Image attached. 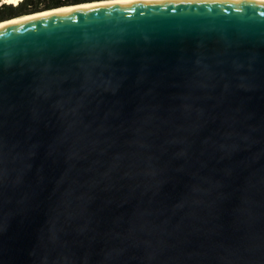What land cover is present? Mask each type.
Instances as JSON below:
<instances>
[{
    "label": "water",
    "instance_id": "water-1",
    "mask_svg": "<svg viewBox=\"0 0 264 264\" xmlns=\"http://www.w3.org/2000/svg\"><path fill=\"white\" fill-rule=\"evenodd\" d=\"M63 8L0 26V264H264V0Z\"/></svg>",
    "mask_w": 264,
    "mask_h": 264
},
{
    "label": "trees",
    "instance_id": "trees-1",
    "mask_svg": "<svg viewBox=\"0 0 264 264\" xmlns=\"http://www.w3.org/2000/svg\"><path fill=\"white\" fill-rule=\"evenodd\" d=\"M34 6L37 10H52L56 8H63L65 6L70 5H80L85 3H94L105 0H24L18 7L13 6H5L2 10H0V15L4 14H16L20 8L25 5L27 2ZM110 1V0H107Z\"/></svg>",
    "mask_w": 264,
    "mask_h": 264
},
{
    "label": "bare ground",
    "instance_id": "bare-ground-1",
    "mask_svg": "<svg viewBox=\"0 0 264 264\" xmlns=\"http://www.w3.org/2000/svg\"><path fill=\"white\" fill-rule=\"evenodd\" d=\"M24 0H2L1 3H0V8L3 7L4 5H13V7H18ZM133 0H114V1H110V2H100V3H94V4H85V5H80V6H69V7H66V8H63V9H58V10H54V11H50V12H47V13H41V14H38V15H33V16H30V17H36V16H40V15H46L48 13H51V12H55V11H64V10H67V9H79V8H83V7H86V6H93V5H97V4H102V3H114V2H131ZM25 17H28V16H24V17H20V18H17L15 20H11V21H7V22H4V23H1L0 26H3V25H6V24H12V23H15V22H19L21 21L22 19H24ZM29 18V17H28Z\"/></svg>",
    "mask_w": 264,
    "mask_h": 264
},
{
    "label": "flooded vegetation",
    "instance_id": "flooded-vegetation-1",
    "mask_svg": "<svg viewBox=\"0 0 264 264\" xmlns=\"http://www.w3.org/2000/svg\"><path fill=\"white\" fill-rule=\"evenodd\" d=\"M2 0H0V3H1ZM5 6H11V5H4L3 7L0 8V10H2ZM13 6V5H12ZM40 11H43V10H37L34 8L33 5H31L29 3V1L23 5L20 10L16 13V14H4V15H0V22H4V21H7V20H10V19H14V18H17V17H20L22 15H26V14H34V13H37V12H40Z\"/></svg>",
    "mask_w": 264,
    "mask_h": 264
},
{
    "label": "rangeland",
    "instance_id": "rangeland-1",
    "mask_svg": "<svg viewBox=\"0 0 264 264\" xmlns=\"http://www.w3.org/2000/svg\"><path fill=\"white\" fill-rule=\"evenodd\" d=\"M95 3V2H94ZM15 8V7H14Z\"/></svg>",
    "mask_w": 264,
    "mask_h": 264
}]
</instances>
